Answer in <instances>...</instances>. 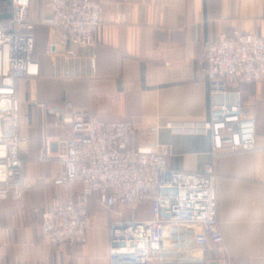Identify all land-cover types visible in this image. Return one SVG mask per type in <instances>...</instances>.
Instances as JSON below:
<instances>
[{"label":"crops","instance_id":"0c3cea01","mask_svg":"<svg viewBox=\"0 0 264 264\" xmlns=\"http://www.w3.org/2000/svg\"><path fill=\"white\" fill-rule=\"evenodd\" d=\"M49 1L31 0L39 74L17 81L21 133L28 136L22 144L27 187L21 199L0 200V264H110L109 226L120 218L118 206L107 207L93 194L87 241L73 246L42 241L43 210L77 201L82 185L47 181L62 166L36 160L43 110L33 99L52 105L70 101L105 120H131L132 143L167 154L178 169L195 171L214 162L225 251L234 264H264V77L240 86L243 113L257 120L255 150L213 159L211 134L203 128L211 103L203 44L236 29L264 35V0H99L104 19L97 41L70 42L75 56L49 50L50 40H58L45 22L52 13ZM11 15L12 1L0 20ZM40 25L48 33L37 44ZM52 132L69 135L59 128ZM217 257L212 245L203 261L165 264H213Z\"/></svg>","mask_w":264,"mask_h":264},{"label":"built area","instance_id":"2783aa9c","mask_svg":"<svg viewBox=\"0 0 264 264\" xmlns=\"http://www.w3.org/2000/svg\"><path fill=\"white\" fill-rule=\"evenodd\" d=\"M49 7L52 13L45 22L58 35L49 50L75 56L70 42L96 43L104 19L99 0H50ZM30 9L31 0H12V15L0 20V200L21 199L27 187L22 144L28 136L21 133L17 81L39 74ZM203 47L211 96L203 128L211 134L212 158L255 150L257 120L243 113L240 86L264 77V35L236 29L206 40ZM32 101L43 110V145L36 160H56L62 166L47 181L82 185L77 201L43 210L44 243L87 241L92 226L88 202L97 194L103 205L119 207L120 218L109 226L110 264L203 261L212 245L219 253L213 264H234L219 227L214 162L195 171L178 169L167 154L132 143L131 120H105L70 101ZM167 124L172 127L173 121ZM55 128L69 135L54 134ZM146 203L151 216L137 218L135 211Z\"/></svg>","mask_w":264,"mask_h":264},{"label":"trees","instance_id":"16d2710c","mask_svg":"<svg viewBox=\"0 0 264 264\" xmlns=\"http://www.w3.org/2000/svg\"><path fill=\"white\" fill-rule=\"evenodd\" d=\"M12 0H0V3L5 4L3 6V10L9 9L10 2ZM7 19V18H5ZM4 18L2 20H5ZM36 38V36H35ZM36 41V40H35ZM34 55H35V49H34ZM135 216L137 218H145L151 216V207L149 203L143 204L135 211Z\"/></svg>","mask_w":264,"mask_h":264},{"label":"rangeland","instance_id":"374dc122","mask_svg":"<svg viewBox=\"0 0 264 264\" xmlns=\"http://www.w3.org/2000/svg\"><path fill=\"white\" fill-rule=\"evenodd\" d=\"M4 5L5 4L0 3V11L3 10ZM36 29H37L36 33H37V44H38V42L40 43L43 42L45 37L47 36L48 27L44 25H40ZM128 213H130V211Z\"/></svg>","mask_w":264,"mask_h":264},{"label":"water","instance_id":"95a60500","mask_svg":"<svg viewBox=\"0 0 264 264\" xmlns=\"http://www.w3.org/2000/svg\"><path fill=\"white\" fill-rule=\"evenodd\" d=\"M112 236H113V234H112L111 230H109V237H112Z\"/></svg>","mask_w":264,"mask_h":264}]
</instances>
